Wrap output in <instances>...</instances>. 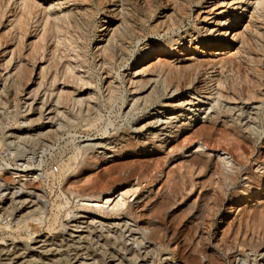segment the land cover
<instances>
[{"label": "rangeland", "instance_id": "1", "mask_svg": "<svg viewBox=\"0 0 264 264\" xmlns=\"http://www.w3.org/2000/svg\"><path fill=\"white\" fill-rule=\"evenodd\" d=\"M247 173L264 175V0H0V264H264L235 242L261 227Z\"/></svg>", "mask_w": 264, "mask_h": 264}, {"label": "bare ground", "instance_id": "2", "mask_svg": "<svg viewBox=\"0 0 264 264\" xmlns=\"http://www.w3.org/2000/svg\"><path fill=\"white\" fill-rule=\"evenodd\" d=\"M29 3H31L30 1H29ZM33 3H34V1H33ZM26 7V6H25ZM27 7L29 8V7H31V5L29 6V4L27 5ZM34 8V7H33ZM29 10V9H28ZM23 16V15H22ZM23 17H20V19H19V21H20V23L22 24V21H23ZM19 26V25H18ZM53 26V25H52ZM155 28V27H154ZM21 30H22V28H21ZM46 30V29H45ZM121 31V30H120ZM22 32V31H21ZM122 32V31H121ZM119 35V34H118ZM121 35H123V34H121ZM122 37V36H121ZM109 45H110V43H109ZM110 46H112V45H110ZM108 48H109V46H108ZM110 49H111V52L110 53H108L107 55H109V57L110 58H112L114 55H115V52H114V50H113V48L112 47H110ZM228 51V50H227ZM230 59V58H229ZM168 60V59H167ZM232 61V60H231ZM166 62H168V61H166ZM162 63H164V62H162ZM230 63H232V62H230ZM235 63V62H234ZM155 64H157V63H155ZM166 64V63H165ZM164 64V65H165ZM163 65V66H164ZM222 65H227V66H229L230 64H229V61L228 60H224V62L222 63ZM236 65V64H235ZM234 65V66H235ZM241 65V64H240ZM157 66V65H156ZM162 66V67H163ZM226 66V67H227ZM233 66V65H232ZM159 68V67H158ZM165 68H166V65H165ZM236 68H237V71H238V73L239 74H241V68H240V66L237 64V66H236ZM163 69H164V67H163ZM165 70V69H164ZM184 70V69H183ZM242 70H243V68H242ZM26 72V70H25V67L23 68H21V69H19L18 71H17V75L19 74V77H24V76H26L25 73ZM243 72V71H242ZM168 73H169V75L167 76V79H166V81H167V83L169 84L170 83V80H171V78L173 77V76H175V77H179V76H176L175 74L173 75L172 74V71H170V70H168ZM194 74V73H193ZM173 75V76H172ZM170 76V77H169ZM182 76L184 77H186V78H188V81H190V76H191V72H190V70H184V72H183V74H182ZM181 76V77H182ZM240 76V75H239ZM243 76V75H242ZM246 76V75H245ZM72 77V75H68L67 77H65V80L67 81V82H70V78ZM170 78V79H169ZM174 78V77H173ZM244 78V77H243ZM247 78H248V76H247ZM181 81V80H180ZM253 82V81H252ZM255 82V81H254ZM253 84L254 83H252V86H253ZM219 85L221 86V81H219ZM254 87V86H253ZM259 87V86H258ZM226 88V87H225ZM247 89H248V87H247ZM246 89V90H247ZM249 90H251V89H248V91L247 92H249ZM255 92V91H254ZM233 93H235V91H233ZM236 93H238L237 91H236ZM240 93V92H239ZM251 93V92H250ZM253 93V92H252ZM248 94V93H247ZM258 96V95H257ZM114 97V96H113ZM247 97H248V95H247ZM254 97V96H253ZM112 98V93H111V95L109 96V99H111ZM234 98V97H233ZM70 99V92L69 91H64V92H61L60 93V95H59V97H58V101H60L61 103L62 102H65V101H68ZM108 99V100H109ZM114 100V99H113ZM110 101V100H109ZM112 101V100H111ZM89 120V119H88ZM191 122V121H190ZM232 124H233V122H232ZM187 125H189V122H187V123H185V127L187 126ZM214 125H216L214 122H203L202 123V121H201V123H200V126L199 127H197L196 129H195V134H194V132H193V134L195 135V136H202L203 137V135L204 134H210L213 130H215L214 128H216V126H214ZM185 127H183V128H185ZM103 128V127H102ZM219 128V127H218ZM223 128V127H222ZM227 129V128H226ZM238 129V128H237ZM225 130V129H224ZM238 131H239V129H238ZM215 132H217L218 133V131H217V129H216V131ZM191 135L192 137H195L194 135ZM213 134V133H212ZM216 134V133H215ZM219 134H222V136L223 137H221V140H222V138H223V140H224V138H226V136H230V138H227V139H225L226 141L228 140H231L232 142H229V144L230 143H232V145H233V148L234 149H232V150H237V149H239L240 148V146H239V143L241 142H239V143H237L238 141L236 140V138H233V139H235V142L233 143V139L231 138L232 137V134H233V132H231L230 130H225V133H224V131L221 133H218V135ZM51 134H49L48 136H50ZM208 136H210V135H208ZM214 136V135H213ZM218 137H220V136H218ZM217 137V138H218ZM236 137V136H235ZM196 138V137H195ZM212 138V137H211ZM220 139V138H219ZM218 139V140H219ZM246 139V138H245ZM220 140V141H221ZM222 140V141H223ZM239 140V139H238ZM242 140V139H241ZM244 140V139H243ZM203 141H205V140H203ZM202 141V143L203 144H205V142H203ZM228 141H227V143H228ZM237 141V142H236ZM250 142V141H249ZM243 143V142H242ZM247 143V142H246ZM130 144H128V146H129ZM132 145V144H131ZM207 145V144H206ZM231 145V146H232ZM249 150V149H248ZM227 151V150H226ZM239 151V150H238ZM241 151V150H240ZM239 151V152H240ZM242 152H244V151H242ZM242 152L241 153H238L239 154V156H242V155H240V154H242ZM238 154H237V156H238ZM238 156V157H239ZM194 158H195V156H194ZM242 158H244V157H242ZM99 159V158H98ZM199 159H200V156H199ZM199 159H197V157H196V159H193V157L190 159V161H191V164H197V165H199L200 164V166L201 165H204V163H202L201 164V160H199ZM246 159V158H245ZM150 160V159H149ZM93 161V160H92ZM97 161V160H96ZM204 161V160H203ZM157 164V163H156ZM239 164L241 165L242 163L239 161ZM123 165V164H122ZM153 165V164H152ZM70 165H68V167H69ZM119 166H121V165H119ZM192 166V165H191ZM124 167V165L122 166V168ZM66 168V164H62L61 165V167L59 168L61 171H63L64 169ZM109 168V167H108ZM117 168H119L118 166H117ZM112 169V168H111ZM114 169V168H113ZM120 169H121V167H120ZM126 169V168H125ZM83 170V167H80L77 171H76V173H81V171ZM121 170H123V169H121ZM109 171V170H108ZM126 171H127V169H126ZM110 173H112V172H110ZM110 173H108V174H110ZM113 173H115V172H113ZM131 173H133V172H131ZM130 174V173H129ZM248 177H249V179H250V181H253L254 183H255V188L257 189V192H258V196H256L255 197V199H257V198H259V197H261V195H262V191L264 192V188H262L261 189V187L262 186H264V175L262 176V175H257V174H252V173H247L246 174ZM102 178V177H101ZM106 178V177H105ZM114 177H112V180L111 179H106L104 182H102V180H101V182H99L98 183V181L96 182V183H93L92 185H89V186H87V187H84V188H81L80 190H76L77 191V193H78V196H88V197H90V198H99V196H100V194L101 193H103V192H107L106 194H108V191L109 190H112L114 187H115V181H113L114 179H116V178H114ZM104 180V179H103ZM118 181V180H117ZM112 182L114 183L113 185H112ZM117 183V182H116ZM253 183V184H254ZM0 186H1V184H0ZM23 186L21 185V187L19 186V188H18V190H23V188H22ZM77 187V186H76ZM74 190H75V188H73ZM136 191V189H134V190H128V191H126V192H122L121 194H120V199L119 200H117L116 202H115V206H117L118 208H122V206H124V204H125V199H124V197L127 195V194H133L134 192ZM264 194V193H263ZM240 195V194H239ZM241 196V195H240ZM238 197V196H237ZM104 199V198H103ZM109 201H110V197H105V201H104V204H106V203H109ZM95 203H97V202H95ZM99 204V203H98ZM102 206V205H101ZM190 206V208H192L193 207V205H189ZM132 212V209H131V211H130V213ZM193 212V211H192ZM253 212H251V214H252ZM249 215H250V213H249ZM196 218H197V214H195L194 215ZM246 216V215H245ZM252 216L254 217V219L255 220H258V223H256V224H258V225H256V226H258V227H260V231L258 230L256 233H257V235H258V237H257V239L256 238H253L252 236H250V237H244L243 239H241V240H236L235 242H236V247H239V251L241 250V249H243L244 247H246V246H248V247H250V249H252L253 251H256V248H257V246H259V245H264V241H263V239H264V203H261V205H259L258 206V209L252 214ZM251 216V217H252ZM3 217V215L2 214H0V219ZM4 217H6V216H4ZM247 217L248 216H246V218L245 219H247ZM251 217H249V218H251ZM253 219V220H254ZM250 220H252V219H250ZM56 221V217H53V219H52V223H54ZM143 224L149 229V232L145 235V237H146V239H148V240H154V241H157V240H159V241H163V239L165 238V237H167V230L163 227V223H162V220L160 219V217L159 216H157V215H154L153 213H151V212H149V213H147V215L145 216V218L143 219ZM127 225L126 224H124V227H126ZM165 226V225H164ZM257 227V228H258ZM128 230H130V231H134V229L133 228H130V227H128ZM169 234H171V233H169ZM172 235V237L175 235L174 233H172L171 234ZM254 235H256V234H254ZM141 242V241H140ZM161 245V244H160ZM224 249L225 250H227V251H230L231 249H233L231 246H229V245H226V246H224ZM148 253V252H147ZM160 253V252H159ZM159 253H157L158 255H159ZM200 255H202L203 257H205V258H207L206 259V261H204V262H202L201 260H197V258H196V256L195 255H191V256H189L188 257V259L186 258L185 259V263L186 264H194V262H196L197 264H214L212 261H211V259L208 257V255H206L207 253H204V252H201L200 251ZM140 254V253H139ZM262 253H260V255H261ZM135 255V254H134ZM199 255V256H200ZM263 256H262V258H264V253L262 254ZM145 256H146V254H145ZM138 257V256H137ZM143 257V256H142ZM141 257V258H142ZM145 258V257H144ZM138 259H139V257H138ZM136 261V259H133L132 261ZM148 260V259H147ZM255 260V259H254ZM152 261V260H151ZM150 261V262H151ZM149 262V264H153V262H151L150 263ZM139 263V262H138ZM195 263V264H196ZM243 263H245V262H243Z\"/></svg>", "mask_w": 264, "mask_h": 264}]
</instances>
